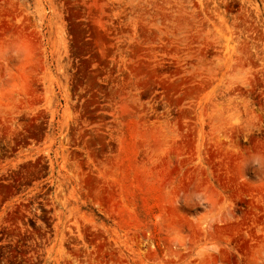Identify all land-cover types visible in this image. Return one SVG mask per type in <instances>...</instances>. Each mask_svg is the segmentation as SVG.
Segmentation results:
<instances>
[{"label": "rangeland", "instance_id": "rangeland-1", "mask_svg": "<svg viewBox=\"0 0 264 264\" xmlns=\"http://www.w3.org/2000/svg\"><path fill=\"white\" fill-rule=\"evenodd\" d=\"M0 264H264V0H0Z\"/></svg>", "mask_w": 264, "mask_h": 264}, {"label": "clouds", "instance_id": "clouds-1", "mask_svg": "<svg viewBox=\"0 0 264 264\" xmlns=\"http://www.w3.org/2000/svg\"><path fill=\"white\" fill-rule=\"evenodd\" d=\"M249 163L259 168L261 166V161L258 158H253ZM245 166H248L247 164Z\"/></svg>", "mask_w": 264, "mask_h": 264}]
</instances>
